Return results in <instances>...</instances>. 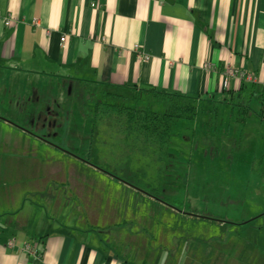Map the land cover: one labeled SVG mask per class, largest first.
<instances>
[{"label":"crops","instance_id":"0c3cea01","mask_svg":"<svg viewBox=\"0 0 264 264\" xmlns=\"http://www.w3.org/2000/svg\"><path fill=\"white\" fill-rule=\"evenodd\" d=\"M230 68L254 80L228 76ZM100 87L122 95L152 89L201 95L210 103L238 98L247 109L248 100L261 101L264 94V0H0V89L4 95L11 91V103L29 105L33 94L37 105H62L49 93L69 88L70 97L87 105L91 97H102ZM93 117L91 137L100 127ZM15 124L6 119L0 129V264H264V235L252 223L257 217L228 221L190 214L149 191L130 204L133 213L128 203H119L123 212L116 216V203L101 201L88 188L110 184L85 179L87 167L94 169L88 160L77 156L69 164L54 159L57 165H43L50 156L39 158L33 150L34 140L64 152L55 141L59 136L65 142L67 131L48 136ZM43 168L49 173L40 191L49 189L41 193L51 197L52 207L72 203V215L85 218L84 227L39 232L35 208L15 207L17 187L27 194L37 188L26 172ZM57 178L63 187L52 189ZM186 214L201 231L184 229ZM212 221L220 224L218 237L223 235L216 242L211 231L204 232ZM245 221L250 231L223 229Z\"/></svg>","mask_w":264,"mask_h":264},{"label":"rangeland","instance_id":"374dc122","mask_svg":"<svg viewBox=\"0 0 264 264\" xmlns=\"http://www.w3.org/2000/svg\"><path fill=\"white\" fill-rule=\"evenodd\" d=\"M249 75L244 73L242 80H254L248 79ZM228 76L231 75L228 74ZM8 79L11 80L9 76L6 80ZM68 89L59 92L58 88H53L49 93L51 99L57 98L62 105H55L57 103L54 102H51V105H37L36 100H33V94L29 95V105H16L11 103V91L4 95L0 89V129H6L4 126L6 119L12 124L16 123L17 126H24L30 123L31 115L37 113L39 109L53 107L59 112L61 118L65 117L64 121L59 119L61 127L58 126L57 129L67 131L65 142L58 139V136L55 137V145L60 144L66 152L61 153L59 149L55 150L52 147L50 149L48 145L44 146L34 140L35 148L32 147V149L37 152L39 158L50 156L48 160L42 162L43 165L47 163L57 165L54 159H61V162L69 164V161L75 160L77 156L88 160L94 169L87 167L88 173L85 174V179L110 183L105 188L88 183V188L94 189V195L102 199L101 201L110 200V204L116 203V216L123 212V207L119 203L123 205L128 203V213H133L130 204L136 201L135 198L141 196L140 192L149 191L154 192L157 197L173 208L190 214H210L217 219L228 221L257 217L252 223L259 229L260 235H264V105L262 101L256 97L251 98L247 101L246 105L249 106L247 109L238 98L232 102H202L199 104V112L195 119L176 121L171 141L168 146L166 145L168 152L166 160L158 162L156 157L166 155L162 154L163 152L154 153L152 148L137 145L136 142L140 139L138 135L129 133L125 126H118V124L116 126L118 118H115L117 112L113 108L104 107L105 114L103 110L97 112L96 121L100 127L96 128L98 129L96 135L91 137L87 131L89 129L91 131L95 118L93 114H88L87 118L89 111L82 108L83 103L79 102V99L68 95ZM46 92L48 89L44 90V93ZM101 98L109 104L118 105L116 100L110 101L106 96ZM97 99L99 97H91L87 105L92 107ZM14 101H17V96ZM49 101L46 99V103ZM142 106L145 108L147 105ZM149 106L159 110L156 105ZM104 119H108L106 124L109 127L103 123ZM123 119H125L124 116ZM9 128H12L13 133L18 132L13 125H9ZM28 135L29 133H26L21 136ZM153 154H156V157H153ZM137 156L139 158L135 159ZM22 157L20 153L17 169L20 179L25 176L22 166L25 159ZM48 173L47 168L34 169V172L29 169L26 172L28 178H34V185L37 188L27 194L21 187H17L18 195L15 197L17 206L15 207L24 209V205H27L29 209L35 208L33 214L38 216L36 219L42 220L41 225L37 226L41 230L39 232H45L57 225L69 231L84 227L85 218L78 219V216L72 215L73 210H70L72 203L69 204L70 208L64 205L52 207L51 197L43 195L49 188L40 191L43 181L41 178H46ZM83 176L84 174H81L80 178ZM131 183L135 185V188ZM124 185L126 188H121ZM50 187L59 189L63 187V184L57 178L56 184L51 182ZM140 204H143V200ZM143 206L140 209L143 210ZM134 212H137V208ZM78 213H81V210ZM186 217L187 214L182 218L185 222V230L189 226L194 228L195 233L201 231L196 222ZM64 219L66 223L63 222ZM208 225L209 228H205L204 232L211 231L209 233L212 235L213 242L223 237V235L218 237L219 233L216 234L220 227L218 222L212 221L211 224L208 222ZM244 225L246 224L238 226L227 224L223 229L235 230L238 227V230L244 231L248 229ZM171 226L176 227L175 224ZM177 228L181 226L178 225ZM260 242L264 244V236H261Z\"/></svg>","mask_w":264,"mask_h":264},{"label":"trees","instance_id":"16d2710c","mask_svg":"<svg viewBox=\"0 0 264 264\" xmlns=\"http://www.w3.org/2000/svg\"><path fill=\"white\" fill-rule=\"evenodd\" d=\"M97 93L99 96H106L110 101H112V99L116 100L118 105H114L113 103L109 104V102L102 101V98L99 97V101L96 105L94 104L92 106L91 111L90 105H83V108L89 111L87 114L98 116L97 112L103 110L104 107L115 109L117 112L115 118H118L116 126L117 124L118 126H125L129 133L138 135L140 141L138 140L136 142L137 145L152 148V152H163L162 154L166 155L165 157H161V155L158 154L160 156L156 157V154H153L156 160L158 158V162L166 160L165 158L168 155L166 145L168 146L171 141L173 135L172 131L176 121L195 119L199 112V104H202L204 100L201 95L187 96L178 93H170L164 90L154 91V89L144 92L145 94L142 92L133 95H122L100 87ZM259 98L264 103V94H261ZM120 102L123 104L126 102L132 104L123 105ZM104 103L106 105H102ZM142 105L147 106L143 108ZM149 105H156L159 107V110L152 109ZM108 110L110 111V109ZM123 116L125 119H123ZM107 120L108 119H104L103 123L105 126L109 127V125L106 124ZM137 158H139V156L135 157V159ZM141 163L142 161L140 160V164ZM66 184L68 186V183ZM132 185L133 187L135 186L134 184ZM148 195L150 196L151 194L148 193ZM243 223L247 222L245 221L238 224Z\"/></svg>","mask_w":264,"mask_h":264},{"label":"flooded vegetation","instance_id":"af4514ba","mask_svg":"<svg viewBox=\"0 0 264 264\" xmlns=\"http://www.w3.org/2000/svg\"><path fill=\"white\" fill-rule=\"evenodd\" d=\"M30 119L31 121L30 123H28L30 124L28 125V127L32 126L31 130H27L28 127L26 128L20 125L18 126L30 133L46 132L48 136H54L56 134L58 126L60 125L59 119L61 120L59 113L55 109H53V107H46L43 110L39 109L37 113L31 115Z\"/></svg>","mask_w":264,"mask_h":264},{"label":"built area","instance_id":"2783aa9c","mask_svg":"<svg viewBox=\"0 0 264 264\" xmlns=\"http://www.w3.org/2000/svg\"><path fill=\"white\" fill-rule=\"evenodd\" d=\"M6 24L9 25V24H10V21L7 20V21H6ZM61 41H62V42H65V41H66V37H65V35L61 37ZM227 73L230 74V75H233V76H238V77H240V78L244 77V74H243L241 71H238V70H236V69H234V68H230V69H228V70H227ZM252 78H253V77H251V75H249L248 79H252ZM27 248L30 249V246L28 245ZM31 250H32V249H31Z\"/></svg>","mask_w":264,"mask_h":264}]
</instances>
